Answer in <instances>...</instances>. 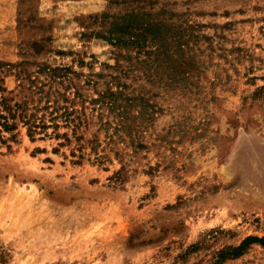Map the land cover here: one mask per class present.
<instances>
[{
	"label": "rangeland",
	"instance_id": "rangeland-1",
	"mask_svg": "<svg viewBox=\"0 0 264 264\" xmlns=\"http://www.w3.org/2000/svg\"><path fill=\"white\" fill-rule=\"evenodd\" d=\"M132 11L164 41L105 38ZM4 98L45 131L4 129ZM249 236L264 0H0V264H213ZM220 264H264V246Z\"/></svg>",
	"mask_w": 264,
	"mask_h": 264
},
{
	"label": "trees",
	"instance_id": "trees-1",
	"mask_svg": "<svg viewBox=\"0 0 264 264\" xmlns=\"http://www.w3.org/2000/svg\"><path fill=\"white\" fill-rule=\"evenodd\" d=\"M161 19L156 18L152 13L143 11L142 14L135 11L126 13L121 16H117L111 23V27L108 30V35L105 36L113 44H135L139 47L145 46L146 43L150 42H163L165 39V31ZM4 104V110L7 112L1 117L4 119L3 126L6 130H13L16 128V122H11L10 119L14 120L20 118L24 125L28 128L30 136L35 133L43 132L47 128L43 117H37L34 114L28 115V107L22 103H16L15 108L11 106L7 99L4 98L1 102ZM47 108V106H44ZM65 118L66 113H63ZM69 114V113H67ZM52 121L57 119V115L51 117ZM70 119V118H69ZM67 120V119H66ZM71 120V119H70ZM54 128L58 127L57 123H52ZM68 140V135L64 134ZM259 243L264 246V237L249 236L238 246H233L223 251L217 256L216 261L213 264H220L230 256H239L243 254L251 244Z\"/></svg>",
	"mask_w": 264,
	"mask_h": 264
}]
</instances>
